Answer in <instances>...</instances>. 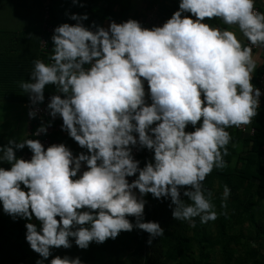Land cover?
Returning a JSON list of instances; mask_svg holds the SVG:
<instances>
[{"label": "clouds", "instance_id": "clouds-1", "mask_svg": "<svg viewBox=\"0 0 264 264\" xmlns=\"http://www.w3.org/2000/svg\"><path fill=\"white\" fill-rule=\"evenodd\" d=\"M255 5L179 0L178 10L151 28L132 18L86 26L87 13H65L76 23L54 28L52 63L33 60L29 80L19 86L30 119L45 103L46 86H55L45 109L51 120L35 135H47L59 117L61 130L84 151L74 154L64 143L45 147L38 138H10L0 146V164L10 165L0 166V204L14 222L28 221L25 239L41 257L36 264L49 257V264H83L79 256L53 257L52 250L70 249L73 240L87 250L134 229L148 233L151 246L165 230L144 221L148 194L169 200L173 220L191 227L196 217L206 224L224 214L203 182L227 166L232 137L226 129L247 126L258 115L253 47H264V12ZM217 18L238 27L248 43L206 22ZM25 147L30 159L16 154ZM133 149L150 151L151 160L141 167ZM230 193L225 185L221 208Z\"/></svg>", "mask_w": 264, "mask_h": 264}, {"label": "trees", "instance_id": "trees-1", "mask_svg": "<svg viewBox=\"0 0 264 264\" xmlns=\"http://www.w3.org/2000/svg\"><path fill=\"white\" fill-rule=\"evenodd\" d=\"M84 7L74 5L72 0H52L50 11V24L58 26L61 23L74 24L65 13H87L89 19L84 21L86 26L96 24L104 26L105 22L115 20L117 23L129 18L142 23L144 13L150 7L159 5L160 16L167 20L174 11L178 10L179 0H149L145 1L144 13H134L131 0H80ZM213 26L223 27L220 19L206 21ZM31 35L32 41L28 44L11 45L13 37H27ZM52 34H49L43 26L29 32L19 34L10 31H0V85L16 86L19 90H0V100L10 102H29L27 93L19 86L20 82L29 80L33 70V60L40 59L49 63L52 50L41 48V41L46 38L51 47ZM7 41L6 44H3ZM12 41V42H11ZM10 43V45L8 44ZM10 52H27L30 58L25 61L23 56L15 57ZM25 62H28L25 64ZM19 70H14L18 68ZM26 67L21 72L20 69ZM30 71V73H28ZM260 69L255 73L253 84ZM55 94V86L48 85L45 95ZM28 121V119H27ZM257 129L253 137L242 135L233 127L226 129L231 134V142L227 146L228 155L224 157L226 167L214 168L209 174L203 186L213 192V203L218 213L215 221L206 224L195 218V227H191L187 221L173 220L169 200H156L151 194L145 199L144 221L159 222L164 228V235L153 240L152 245L147 244L149 234L138 229L131 232H121L115 239H109L103 244L92 243L87 250L79 249L73 240L70 249H53V257L79 256L83 264H264V162L261 159L260 148L264 145V108L259 110L254 117ZM188 131L193 130L190 126ZM28 132V128H27ZM26 135V139H27ZM53 142L64 143L73 152L84 151L68 135L62 136L56 133L51 136ZM8 141L0 139V146ZM26 150L17 151L21 157ZM145 150V149H144ZM2 156V153H0ZM151 156H141V167ZM0 166L5 168L10 165L5 161ZM230 190L227 199V208H221L224 186ZM185 203H192L187 197ZM59 219V218H58ZM135 223L134 217H129ZM25 219H13L3 213L0 204V264H36L41 259L39 254L30 249L26 242ZM35 222V221H33ZM214 224L216 233L210 232V226ZM143 246H148V251L143 252ZM217 252L221 255L220 263L215 261ZM48 260L44 264H49Z\"/></svg>", "mask_w": 264, "mask_h": 264}, {"label": "crops", "instance_id": "crops-1", "mask_svg": "<svg viewBox=\"0 0 264 264\" xmlns=\"http://www.w3.org/2000/svg\"><path fill=\"white\" fill-rule=\"evenodd\" d=\"M145 1L149 0H131V7L134 13L140 11V13H144V4ZM256 2L263 6L264 0H256ZM44 17V2L43 0H0V31H10L16 34L22 32H29L34 29H38L42 26V21ZM110 22H105L104 27H108ZM222 28H229V30H233L236 32L238 38L246 44V39L243 37V34L240 33L238 27L225 25ZM31 35H27V37H13L11 45L17 46L19 44H28L32 41ZM7 41H4L3 44H6ZM10 45V43L8 42ZM15 57L19 55L23 56L24 60L27 61L30 58V54L27 52H10ZM254 59L257 60V69L252 73L253 80L255 78V73L258 69L261 68L262 62L264 60V51L261 48H258L256 51H253ZM25 62L24 65H26ZM20 69L21 72L26 70V67H22ZM14 70H19L18 68H14ZM23 73V72H22ZM30 73V71L28 72ZM252 80V83H253ZM20 85V84H19ZM19 90L18 87L14 86H6L0 85V90ZM0 103H4L5 106L15 108L16 112L17 109H22L21 112L23 113L24 120L26 122V135H27V128H28V121H27V109H28V102H10V101H3L0 100ZM3 105V106H4ZM15 111V110H14ZM3 141H6L3 139Z\"/></svg>", "mask_w": 264, "mask_h": 264}, {"label": "built area", "instance_id": "built-area-1", "mask_svg": "<svg viewBox=\"0 0 264 264\" xmlns=\"http://www.w3.org/2000/svg\"><path fill=\"white\" fill-rule=\"evenodd\" d=\"M44 2V17H43V21H42V26L43 28L49 33L53 35V30L55 28V26L50 24V20H51V16H50V11H51V2L52 0H43ZM256 9H258L261 12H264V5L261 6L256 2L255 5ZM166 20H164L161 16H160V11H159V5H154L153 7H150L149 9H147L144 13V19L142 21V25L144 27L147 28H151L153 25H157L160 26L162 25ZM248 43V41H246V44ZM41 48L43 50H47V51H51L52 47L50 46V44L48 43L46 38H43L41 41ZM258 48H261L264 51V47H253V51H256ZM52 63L51 60H49L50 64ZM87 67V66H86ZM255 86L258 87L261 90V97H260V107L259 110L264 108V60L262 62V66L260 68V73L259 75L256 77V82H255ZM146 89H147V84L145 85ZM46 99H45V103L39 105L40 111L38 112V115L35 119H30L28 117V111H29V105L30 102H28V109H27V119H28V132H27V139H40L41 142L45 145V147H47L50 144H53L55 142H53L51 136H53L56 133H60L62 136H66L68 135L67 132L62 131L61 130V124H62V119L57 117L54 121H52L51 126L48 128V132L47 135H41L39 137H36L35 133L37 128L41 125V122L43 121L45 124H47L50 120L51 117L48 115L46 109V105H47V98L49 97L48 95H45ZM150 103V101H149ZM254 117L252 118V122L247 125V126H242L240 128H236L233 127L235 130L239 131L242 135L245 136H250L253 137L256 132L257 129L255 127L254 124ZM58 144V143H57ZM26 150L22 153L21 157L24 159H30L32 153L27 149V147H25ZM260 152H261V159L264 162V145L260 148ZM74 154H78L76 152H73ZM133 154L135 156V159L139 160L141 162V156H151L152 157V153L148 150H137V149H133ZM129 181L135 179V177H129L128 178Z\"/></svg>", "mask_w": 264, "mask_h": 264}, {"label": "rangeland", "instance_id": "rangeland-1", "mask_svg": "<svg viewBox=\"0 0 264 264\" xmlns=\"http://www.w3.org/2000/svg\"><path fill=\"white\" fill-rule=\"evenodd\" d=\"M3 105L4 103H0V139L8 141L10 138H15L18 142H22L26 139V122L21 112L22 109H17L16 112L15 108ZM209 231L216 233L214 224L210 226ZM142 248L144 253L148 251V246L142 245ZM221 259V255L217 252L215 261L220 263ZM127 263L129 264V261Z\"/></svg>", "mask_w": 264, "mask_h": 264}]
</instances>
